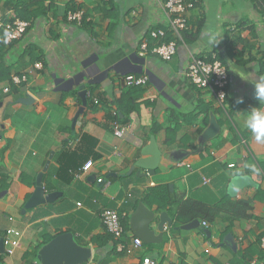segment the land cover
I'll list each match as a JSON object with an SVG mask.
<instances>
[{"label":"crops","instance_id":"0c3cea01","mask_svg":"<svg viewBox=\"0 0 264 264\" xmlns=\"http://www.w3.org/2000/svg\"><path fill=\"white\" fill-rule=\"evenodd\" d=\"M163 2L0 0L3 19L29 22L22 38L10 45L3 44L0 33V264H40V250L64 233L91 250L82 264H142L146 258L155 264H264V143L253 139L242 119L250 109L264 108L254 89L264 77V7L251 0H196L184 44L172 59L139 58V44L152 30L169 33ZM76 10L84 11L81 25L66 20ZM209 29L217 36L212 46L205 35ZM191 55L224 61L227 115L187 79ZM38 62L42 69L34 70ZM130 74H145L149 82L137 110L120 122L127 131L118 138L112 123L115 112L122 117L117 102L122 80ZM12 76L26 81L16 86ZM26 98L30 101H21ZM200 102L216 113L205 120ZM211 116L219 132L202 140ZM152 139L159 163L151 170L140 168L138 161L151 158L143 151ZM88 161L89 172L75 178ZM39 173L45 196H56L25 210ZM234 178L243 182L230 194ZM186 199L208 206L243 203L250 210L235 217L226 206L207 228L200 223L201 228L182 230L176 215ZM139 203L154 214L152 231L158 234L162 213L171 227H165L158 244L117 252L100 213L124 214L122 242L130 246L135 236L129 222ZM9 227L20 232V247L6 256L1 240Z\"/></svg>","mask_w":264,"mask_h":264},{"label":"built area","instance_id":"2783aa9c","mask_svg":"<svg viewBox=\"0 0 264 264\" xmlns=\"http://www.w3.org/2000/svg\"><path fill=\"white\" fill-rule=\"evenodd\" d=\"M108 2L109 0H104ZM196 0H164L163 10L166 14V20L169 25V34L172 39L165 41L166 33L162 29L152 30L148 37L143 39L137 51V56L143 58L148 54L158 56L163 61H169L176 54L178 44H184L182 34L188 29L187 16L191 10L195 8ZM84 11L76 10L69 11L66 14V20L76 25H81L84 20ZM29 22L19 19L5 20L0 16V33L3 32L2 42L5 45H10L13 42L22 38L27 31ZM34 70L42 69L40 62L33 66ZM186 77L189 82L196 89L201 92H207L214 98V103L223 113L227 115L225 108L226 88L229 82V76L226 67L217 59L216 55L209 56H196L191 55L186 69ZM25 77L12 76L10 82L14 85H20L25 82ZM124 87H145L149 82L147 75L130 74L122 80ZM10 91L7 86L4 92ZM98 104V101H95ZM117 112H115V115ZM112 131L115 137L121 138L126 134L127 126L122 125L118 121L112 123ZM2 141L0 137V142ZM241 143L247 147L245 140L241 137ZM92 167V161H88L82 167L81 172L75 174V178H80L82 174L89 172ZM235 165H228V168H234ZM99 183L102 179L97 180ZM209 181L203 179V183L207 184ZM78 206L80 204H77ZM124 214L120 215L119 212L112 209H104L100 213V221L106 231L116 240L117 252H130L132 249H139L143 246L139 238H133L130 246H126L123 240L124 228L121 224V219ZM204 228L209 225L206 222L201 223ZM21 234L16 229L9 227L3 238L2 246L3 252L6 256H11L20 247ZM260 247L264 250V237L260 240ZM142 264H155L150 259L146 258Z\"/></svg>","mask_w":264,"mask_h":264},{"label":"water","instance_id":"95a60500","mask_svg":"<svg viewBox=\"0 0 264 264\" xmlns=\"http://www.w3.org/2000/svg\"><path fill=\"white\" fill-rule=\"evenodd\" d=\"M79 96L82 100V108L86 105V97L84 86L79 87ZM23 102H29L30 99H21ZM83 110L80 108L76 113L74 118V123L78 119L79 115ZM219 132V126L215 120L214 116H211L207 128L202 133V140H209L215 137ZM143 153L145 155H150L151 158L146 160H140L136 163V166L144 169H154L157 167L160 160V152L155 144L154 139H152V144L148 146ZM49 162H46L44 166V172L47 170ZM42 174L39 173L36 177V187L30 200L25 205V210L35 207L46 202H51L54 200L56 193L48 194L45 196V191L42 188ZM242 178H234L231 181L229 192L233 194L236 191L238 185L243 182ZM154 219V214L149 211L142 203H139L134 214L130 218V230L136 238H139L143 244H158L162 240V233L166 228L171 227V220L168 218L166 213L160 215V222L158 225V234L150 229V223ZM194 228H201L200 222L194 220L189 224L181 226L182 230H190ZM207 232V230L205 231ZM1 249L3 250L2 241ZM91 256V250L88 248L81 247L77 245L74 241L71 233H64L58 235L53 240H51L47 245H45L38 253V261L40 264H82L88 260Z\"/></svg>","mask_w":264,"mask_h":264},{"label":"trees","instance_id":"16d2710c","mask_svg":"<svg viewBox=\"0 0 264 264\" xmlns=\"http://www.w3.org/2000/svg\"><path fill=\"white\" fill-rule=\"evenodd\" d=\"M251 2L254 5L261 4L264 7V0H251ZM187 35V30L183 32L182 38L185 41V37ZM172 39L171 35L169 33H166V39L165 41H170ZM209 57L211 55H208ZM202 57V56H201ZM217 59L224 65V61L220 56H216ZM225 66V65H224ZM227 89V88H226ZM144 91V87H124L123 96L121 99L117 102L118 110H120L122 117H120L118 114L115 115V120L118 122H124L127 118V115L132 113L133 111L137 110L138 107V101L140 100L142 94ZM203 102V101H202ZM201 103V102H200ZM203 104V103H201ZM225 104H226V98H225ZM216 110L213 109L212 105H204L201 108V113H204L205 120H207L208 115L210 113H216ZM114 120V121H115ZM176 131V128H174ZM166 141H170V136L172 134L167 133ZM153 192V191H151ZM150 192V194H151ZM163 198L160 197L159 201ZM169 199V198H168ZM164 199L165 203H169L170 200ZM226 206L227 209L232 212L235 217L237 216H244L246 217L249 212V206L243 203H233V202H223L218 203L214 206H208L207 204L196 201L193 199H186L184 200L178 207L177 215H176V225H185L193 222L194 220H198L200 223L206 222L209 224L212 222L218 213L223 210ZM121 215V214H120ZM121 224L124 228V230L127 228V219L123 217L121 219ZM107 237L111 238L112 236L110 234L107 235ZM113 238V237H112ZM114 239V238H113ZM116 242V240L114 239ZM113 246H115V243Z\"/></svg>","mask_w":264,"mask_h":264},{"label":"clouds","instance_id":"9594fccd","mask_svg":"<svg viewBox=\"0 0 264 264\" xmlns=\"http://www.w3.org/2000/svg\"><path fill=\"white\" fill-rule=\"evenodd\" d=\"M205 35L208 38L209 45L217 42L216 33L211 29L207 30ZM255 95L259 101H264V77L254 83ZM243 126L250 132L253 139L258 143H264V108H252L243 118ZM252 171H256L253 167Z\"/></svg>","mask_w":264,"mask_h":264}]
</instances>
